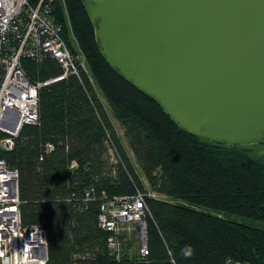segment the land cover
Wrapping results in <instances>:
<instances>
[{"label":"trees","instance_id":"16d2710c","mask_svg":"<svg viewBox=\"0 0 264 264\" xmlns=\"http://www.w3.org/2000/svg\"><path fill=\"white\" fill-rule=\"evenodd\" d=\"M63 2L71 33L62 0H53V15L86 71L41 86L38 121L0 152L18 170L22 223L47 231L49 264H264V228L229 217L264 223V149L180 128L105 61L82 0ZM22 66L33 83L62 74L51 58ZM138 191L163 197H145L147 253L122 242L117 258L108 247L112 234L98 225L99 205Z\"/></svg>","mask_w":264,"mask_h":264},{"label":"water","instance_id":"95a60500","mask_svg":"<svg viewBox=\"0 0 264 264\" xmlns=\"http://www.w3.org/2000/svg\"><path fill=\"white\" fill-rule=\"evenodd\" d=\"M109 66L191 135L264 142V0H82Z\"/></svg>","mask_w":264,"mask_h":264},{"label":"built area","instance_id":"2783aa9c","mask_svg":"<svg viewBox=\"0 0 264 264\" xmlns=\"http://www.w3.org/2000/svg\"><path fill=\"white\" fill-rule=\"evenodd\" d=\"M53 4V0H37L35 4L28 0H0V152L13 148L23 125L38 121L41 86L76 74L78 67L86 71L80 49L76 51L73 46L72 50L62 36V25L55 21ZM62 8L65 11L63 0ZM45 58L55 59L62 74L45 82H31L22 60L41 62ZM51 147L47 144L46 151ZM85 194L90 197L89 190ZM152 195L150 191H138L127 196L103 197L100 202L98 225L112 234L108 247L117 258L120 239L133 224L141 238L139 253H147L145 197ZM19 205L18 170L0 157V264H49L47 231L38 225H24Z\"/></svg>","mask_w":264,"mask_h":264},{"label":"rangeland","instance_id":"374dc122","mask_svg":"<svg viewBox=\"0 0 264 264\" xmlns=\"http://www.w3.org/2000/svg\"><path fill=\"white\" fill-rule=\"evenodd\" d=\"M73 44H74V47L76 48V51H78L79 48L76 46L75 43H73ZM115 126H116V129H117L118 133L121 134L122 131H121L119 125L116 122H115ZM249 145L251 147H255V146L259 145L258 147L260 149H264V142H262V143H254V144H249ZM143 184H144L145 187H147L146 181H144ZM152 193H153L152 197L163 198L162 196L157 195L154 192H152ZM198 208L199 209H203L205 211H209V212L211 211L209 208H206V207L198 206ZM229 217L233 218V219H236L238 221H242L244 223L250 224V225H254V226H258V227L264 228V223H262V222L252 221V220L241 218V217H237V216H234V215H230ZM135 228H136V226H134V224H133L131 229H130V231L127 234H124L122 236V238L120 239V241H121V244H122V242H124L123 244H126V242H128V241L131 242V246H130L129 250L136 253L138 251L139 244L141 242V238H140L139 234L136 232ZM123 247H125V246H123ZM121 250H122V248H120V252H121Z\"/></svg>","mask_w":264,"mask_h":264},{"label":"clouds","instance_id":"9594fccd","mask_svg":"<svg viewBox=\"0 0 264 264\" xmlns=\"http://www.w3.org/2000/svg\"><path fill=\"white\" fill-rule=\"evenodd\" d=\"M183 254L185 257H190L192 255V248L191 246H186V248L184 250H182Z\"/></svg>","mask_w":264,"mask_h":264}]
</instances>
